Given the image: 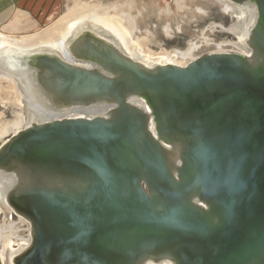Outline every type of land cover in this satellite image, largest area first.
I'll return each instance as SVG.
<instances>
[{
    "label": "water",
    "instance_id": "95a60500",
    "mask_svg": "<svg viewBox=\"0 0 264 264\" xmlns=\"http://www.w3.org/2000/svg\"><path fill=\"white\" fill-rule=\"evenodd\" d=\"M230 1L256 8L244 53L148 66L90 25L67 58L4 61L49 110L105 109L0 145L1 198L29 225L11 264H264V0Z\"/></svg>",
    "mask_w": 264,
    "mask_h": 264
},
{
    "label": "bare ground",
    "instance_id": "6f19581e",
    "mask_svg": "<svg viewBox=\"0 0 264 264\" xmlns=\"http://www.w3.org/2000/svg\"><path fill=\"white\" fill-rule=\"evenodd\" d=\"M217 1L222 4L224 12L236 21L230 28L221 26L222 30L237 37L238 42L235 46L242 49L240 51L238 50V53L247 52L246 39L249 30L253 26L256 19L255 6L253 4L237 5L232 3L230 0ZM131 9L132 6H128V8L118 4L105 6L100 2H92L80 5L76 8H69L68 12L55 24L36 35L21 38L0 35V84L1 82L6 81L10 85V88L13 90V94L15 95V98L12 99L13 104L24 111V113L20 114L15 121L3 124L0 127V134L3 132L5 134L9 127L13 125L17 127L18 131H20L28 126V124L33 120H46L49 118L66 116L86 117L105 111L102 106L66 110H49L45 104L43 96L31 87L27 76L28 71H22L21 74L16 76L10 72L8 73L6 70L8 67L4 65V61L9 59L12 54L50 51L59 53L61 56L67 58L68 55L66 54V48L69 43L83 29L92 25L93 30L99 33L101 32L103 35L116 40L126 54L130 57H135L148 66L163 65L168 63L185 65L196 59L192 57V54L198 47L192 43L184 51L162 50L160 53H154L147 50L146 52H143L142 48L145 46V42L143 40L132 41V35L137 31V17L131 14ZM247 16L250 17L247 18ZM245 24H247L246 29H244ZM211 27L215 28L216 26L212 25ZM165 31L168 36L173 34L169 28H165ZM1 87L2 86H0V94L4 92ZM138 102L141 104V101ZM5 181V177L0 175V211L5 214L8 220H11L13 214L3 203L1 198L3 186L6 184ZM20 220L26 223L29 228L26 221L23 219ZM8 237L9 236L5 238L6 241L2 254L6 262L11 264L12 257L17 253V251L28 245L30 238L28 237V240L19 248L13 249ZM147 264L170 263L149 262Z\"/></svg>",
    "mask_w": 264,
    "mask_h": 264
},
{
    "label": "rangeland",
    "instance_id": "374dc122",
    "mask_svg": "<svg viewBox=\"0 0 264 264\" xmlns=\"http://www.w3.org/2000/svg\"><path fill=\"white\" fill-rule=\"evenodd\" d=\"M78 3L74 2L70 7L83 5ZM100 3L105 6H132L130 12L137 17V31L132 35V41L143 40V52L184 51L191 43L198 47L192 54L193 58L212 52L242 50L235 46L237 37L222 30L221 26L230 28L236 21L224 12L222 4L216 0H104ZM212 25L216 27L212 28ZM165 28H169L173 34L168 36ZM246 28L247 24L244 25ZM0 86L4 91L0 94L1 127L15 121L24 111L13 104L15 95L10 85L3 81ZM7 131L0 134V145L18 130L13 125ZM28 230L27 224L19 218L13 216L8 220L0 211V264H8L2 254L5 238L10 237L8 239L13 249L19 248L28 240Z\"/></svg>",
    "mask_w": 264,
    "mask_h": 264
},
{
    "label": "crops",
    "instance_id": "0c3cea01",
    "mask_svg": "<svg viewBox=\"0 0 264 264\" xmlns=\"http://www.w3.org/2000/svg\"><path fill=\"white\" fill-rule=\"evenodd\" d=\"M77 1L78 4H86L104 0ZM77 1L0 0V35L21 38L41 33L44 28L48 29L55 24L68 12L71 4Z\"/></svg>",
    "mask_w": 264,
    "mask_h": 264
},
{
    "label": "flooded vegetation",
    "instance_id": "af4514ba",
    "mask_svg": "<svg viewBox=\"0 0 264 264\" xmlns=\"http://www.w3.org/2000/svg\"><path fill=\"white\" fill-rule=\"evenodd\" d=\"M217 1V0H216Z\"/></svg>",
    "mask_w": 264,
    "mask_h": 264
}]
</instances>
